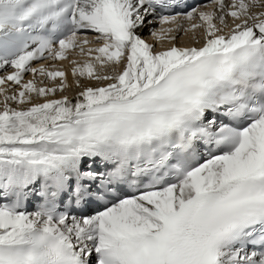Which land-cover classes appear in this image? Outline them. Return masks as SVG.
<instances>
[{"label":"snow or ice","instance_id":"obj_1","mask_svg":"<svg viewBox=\"0 0 264 264\" xmlns=\"http://www.w3.org/2000/svg\"><path fill=\"white\" fill-rule=\"evenodd\" d=\"M256 9L0 0V264H264Z\"/></svg>","mask_w":264,"mask_h":264},{"label":"bare ground","instance_id":"obj_2","mask_svg":"<svg viewBox=\"0 0 264 264\" xmlns=\"http://www.w3.org/2000/svg\"><path fill=\"white\" fill-rule=\"evenodd\" d=\"M256 11L258 12V11H262V9H256ZM167 26V25H166ZM165 26V27H166ZM187 27H189V26H187ZM187 27H185V24H184V28H187ZM156 29L158 30L159 29V26L158 27H156ZM148 34V30L147 29H144V30H142L141 32H140V34L142 35V34ZM181 34H183V32H181V33H179V35H181ZM188 34V37H190V36H192V38H193V35H192V33H187ZM187 34H185L184 33V35H182V37H186L187 36ZM174 35H176L175 33H174ZM89 36H92V35H89ZM147 37L148 38H144L148 43H152V42H154V38H152L151 36H149V34L147 35ZM89 38H91V37H89ZM187 38V37H186ZM175 42H176V40H174ZM192 42H194V38H193V40L191 41V42H189V43H192ZM156 43H157V41H156ZM159 44H161L162 43V41L161 42H158ZM187 43V42H186ZM189 43H187V44H185L184 45V43H180V44H178V47H184V46H187ZM97 46V45H96ZM158 50H161V48L160 49H158ZM74 57H76V59L78 58V55H76V54H74L73 55V58ZM84 59H86V57H82V61L84 60ZM66 62V61H65ZM65 64H69V63H65ZM34 66H38V65H34ZM64 69L65 70H67V71H69V81L71 82V74H70V69H71V66H66V67H64ZM94 83V82H93ZM78 91V89H76L75 87H73L69 92H67L66 94H68V95H75V93ZM59 96H60V94L58 93L57 94V97L56 98H59ZM16 105H13V107H15Z\"/></svg>","mask_w":264,"mask_h":264},{"label":"rangeland","instance_id":"obj_3","mask_svg":"<svg viewBox=\"0 0 264 264\" xmlns=\"http://www.w3.org/2000/svg\"><path fill=\"white\" fill-rule=\"evenodd\" d=\"M187 26H189V25L188 24H185V27H187ZM142 35L144 36V38H148L147 37V35H148L147 33L146 34H142ZM176 35H177L176 42L175 41L164 40V41H162L161 44H159L158 42L156 43V41L154 39V42H152V44H154L156 46V50H158L162 46L163 47H170L172 44H175V46H178V44H180V43H184V45H185V44H187V43H189V42H191L193 40L192 36L188 37V34L186 36L187 38L186 37H182V35H184V33L181 34V35H179V34H176ZM74 58H76V57H74ZM77 59H79V60L82 61V57H80V56H78ZM65 63H69V62L68 61H66V62L64 61L62 63L57 62V66L58 67H63V68L66 67V66H71L70 63L69 64H65ZM31 78H32L31 75H28V76L25 77V79H31Z\"/></svg>","mask_w":264,"mask_h":264}]
</instances>
